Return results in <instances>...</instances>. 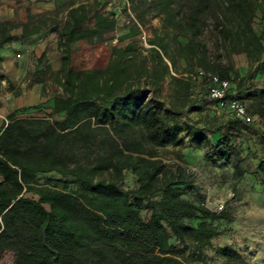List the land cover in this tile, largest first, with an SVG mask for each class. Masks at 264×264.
<instances>
[{
	"label": "trees",
	"instance_id": "16d2710c",
	"mask_svg": "<svg viewBox=\"0 0 264 264\" xmlns=\"http://www.w3.org/2000/svg\"><path fill=\"white\" fill-rule=\"evenodd\" d=\"M131 2L141 25L160 19L148 38L154 46L144 54L134 40L114 45L105 67L74 68L71 43H94L114 31L122 11L131 27L119 41L138 36L141 27L121 1L73 0L64 11H28L26 22H0V47L19 27L22 36L56 29L62 61L43 72L44 93L55 87L53 111L12 112L0 131V258L11 250L13 264H191L223 233L216 223L228 215L207 207L197 190L187 197L193 179L159 150L209 147L212 159L236 160V174L245 173L234 140L242 123L251 124L209 113L193 95L192 76L202 69L237 78V97L256 117L252 125L264 126V86H247L256 74L264 81V30L253 26L264 19V0ZM238 53L250 63L243 77L232 57ZM166 80L167 101L160 98ZM214 132H222L215 143ZM126 171L137 177L136 187L122 186ZM48 172L70 176L76 186L40 184L38 174Z\"/></svg>",
	"mask_w": 264,
	"mask_h": 264
},
{
	"label": "rangeland",
	"instance_id": "374dc122",
	"mask_svg": "<svg viewBox=\"0 0 264 264\" xmlns=\"http://www.w3.org/2000/svg\"><path fill=\"white\" fill-rule=\"evenodd\" d=\"M34 0H0V22L23 23L28 21V11ZM73 0H59L56 7L47 13L57 10L64 11ZM160 25L159 18H149L142 25L143 29L151 36L152 29ZM254 28L259 33L264 30V19L260 16L253 23ZM131 22L128 14L122 11L117 28L109 33L100 35L97 41L81 45L77 52L72 55V66L77 69L92 67H105L110 59L112 47L114 45H126L130 40L136 41L140 49L139 36L119 41V37L130 30ZM21 29L16 28V30ZM151 51L144 52L148 54ZM235 67L243 77L250 68V63L245 53L233 54ZM184 66L181 62L180 69ZM195 73V72H194ZM262 76L256 74L247 86L250 89H258L264 84ZM197 87L193 90V95L201 99V104L211 114L224 117L232 115L226 111H218L214 101L208 96V88L204 81L196 80ZM238 79L232 80L234 89L237 90ZM51 90L52 87L49 86ZM55 89V87H54ZM169 82L166 80L162 86L160 98L167 101ZM246 106L249 102L245 101ZM188 118H194L195 113L185 114ZM43 117V114L29 113L25 117ZM58 117V116H57ZM184 117V115H183ZM237 132V139L234 140L239 151V163L245 170L242 176L236 174L235 161H216L211 157L209 147L199 148L196 146L173 147L166 146L160 148V155L168 164L178 163L182 165L193 179L195 188L189 190L187 197L193 198L195 190L205 196L206 206L217 213L225 212L229 219H221L216 223V227L223 231L222 234L212 239V247H208L204 256L193 257L191 264H264V170L261 163H264V126L245 125ZM222 132L213 133L215 143ZM188 139L185 137V141ZM38 182L50 186L73 188L76 183L70 176H64L57 172L39 173ZM138 184L137 177L130 171H126L122 186L126 189L134 188ZM188 188V186H186ZM26 195L38 198L33 192ZM223 208L219 209V205ZM145 217L149 216L147 210L143 211ZM229 247V256H219L214 248ZM14 252L6 251L0 264H13Z\"/></svg>",
	"mask_w": 264,
	"mask_h": 264
},
{
	"label": "crops",
	"instance_id": "0c3cea01",
	"mask_svg": "<svg viewBox=\"0 0 264 264\" xmlns=\"http://www.w3.org/2000/svg\"><path fill=\"white\" fill-rule=\"evenodd\" d=\"M58 2L34 0L30 12H50ZM21 32L22 29L16 30L14 34L17 36L0 47V131L12 112L17 116L29 113L46 116L53 111L54 86L51 90L47 86L44 93L43 72L48 66L53 70L61 68L58 32L51 27L32 36H22ZM89 43L87 39L72 42V55L79 46Z\"/></svg>",
	"mask_w": 264,
	"mask_h": 264
},
{
	"label": "built area",
	"instance_id": "2783aa9c",
	"mask_svg": "<svg viewBox=\"0 0 264 264\" xmlns=\"http://www.w3.org/2000/svg\"><path fill=\"white\" fill-rule=\"evenodd\" d=\"M110 5L116 1H121L124 6H127L131 17L140 25L141 33L138 35L140 45L143 47L144 52L147 53L154 45L148 41L149 34L143 29L139 21L134 17L131 11V0H109ZM193 79L204 81L208 88V96L214 101L215 107L218 111H226L232 116L241 119L247 124H252L256 117L250 113L245 102L237 97L236 90L233 87L232 80L229 78H222L217 74L206 73L202 69H198L193 73ZM223 208V204L219 205V209Z\"/></svg>",
	"mask_w": 264,
	"mask_h": 264
},
{
	"label": "water",
	"instance_id": "95a60500",
	"mask_svg": "<svg viewBox=\"0 0 264 264\" xmlns=\"http://www.w3.org/2000/svg\"><path fill=\"white\" fill-rule=\"evenodd\" d=\"M1 180V179H0Z\"/></svg>",
	"mask_w": 264,
	"mask_h": 264
}]
</instances>
